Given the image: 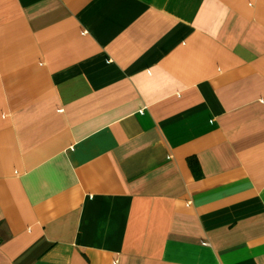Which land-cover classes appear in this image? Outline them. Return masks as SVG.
Returning <instances> with one entry per match:
<instances>
[{
    "label": "crops",
    "instance_id": "crops-1",
    "mask_svg": "<svg viewBox=\"0 0 264 264\" xmlns=\"http://www.w3.org/2000/svg\"><path fill=\"white\" fill-rule=\"evenodd\" d=\"M0 264H264V0H0Z\"/></svg>",
    "mask_w": 264,
    "mask_h": 264
},
{
    "label": "trees",
    "instance_id": "trees-1",
    "mask_svg": "<svg viewBox=\"0 0 264 264\" xmlns=\"http://www.w3.org/2000/svg\"><path fill=\"white\" fill-rule=\"evenodd\" d=\"M188 163H189V165H190L192 171H193L194 174L196 175V177L199 176L200 173H199V167H198V163H197V161H196L195 159H193V158H190V159L188 160Z\"/></svg>",
    "mask_w": 264,
    "mask_h": 264
}]
</instances>
